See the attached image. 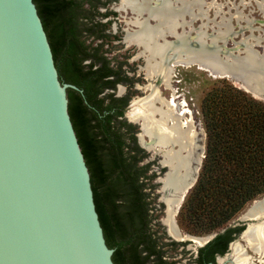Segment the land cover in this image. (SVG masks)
<instances>
[{
    "label": "trees",
    "instance_id": "trees-1",
    "mask_svg": "<svg viewBox=\"0 0 264 264\" xmlns=\"http://www.w3.org/2000/svg\"><path fill=\"white\" fill-rule=\"evenodd\" d=\"M33 1L61 83L77 87L68 89L69 113L114 263L176 264L170 252L181 244L167 239L160 221L163 204L154 183L159 174L154 163H144L149 154L138 143V127L125 118L130 96L115 93L130 79L127 63L106 48L113 39L104 19L112 12L101 10L111 0ZM201 112L205 158L178 218L187 232L208 235L264 195V102L227 84L204 97ZM244 229L229 227L199 249L194 264L215 262Z\"/></svg>",
    "mask_w": 264,
    "mask_h": 264
},
{
    "label": "water",
    "instance_id": "water-1",
    "mask_svg": "<svg viewBox=\"0 0 264 264\" xmlns=\"http://www.w3.org/2000/svg\"><path fill=\"white\" fill-rule=\"evenodd\" d=\"M190 14L184 13L182 18ZM186 24L176 25V31ZM169 35L175 37L172 45L185 52L172 53L171 46L163 57L165 67L172 68L181 60L189 62L185 65L205 66L213 75L234 77L253 93L264 95V69L247 65V57L257 60L250 46L246 47L251 49L250 55L241 57L220 47L218 41L206 44L202 38L184 33ZM258 62L264 64V59ZM69 88L77 89L60 81L34 1L0 0V264H115L69 113ZM139 140L145 148L154 145L153 140L145 145L140 136ZM201 165L202 161L196 164L197 174L191 172L185 189L175 194L170 214L165 199L172 197L171 192H165L164 181H160L169 235V226L178 229L176 237L171 236L196 249L226 231L205 237L178 236L181 231L176 216L198 180ZM166 168L168 173L170 167ZM238 225L245 227L244 240L248 232L264 226V197L249 208ZM233 244L236 242H231L228 251L232 252ZM227 261L233 262L232 254ZM224 262L218 256L217 264Z\"/></svg>",
    "mask_w": 264,
    "mask_h": 264
},
{
    "label": "rangeland",
    "instance_id": "rangeland-1",
    "mask_svg": "<svg viewBox=\"0 0 264 264\" xmlns=\"http://www.w3.org/2000/svg\"><path fill=\"white\" fill-rule=\"evenodd\" d=\"M163 2L165 3V0H150V5L153 10L163 13L165 16L167 15V11L164 10L166 12H162ZM168 2L170 4L169 9L171 10L172 8V10L168 12L177 15L176 23L174 22L173 24L176 26L177 23H187L177 28L178 34L184 33L185 36L191 38H202L206 44L218 41L220 47H224L226 50H230L235 55L241 57L246 55V47L250 46L256 53L258 61H260V59L262 60V58L264 59V0H168ZM186 7H188V10H183V8ZM101 11L103 13L107 11L112 12L108 18L104 19V22L110 23L108 33L112 35L113 39L111 44L106 47L110 51L109 55L111 57H118L120 61H125L127 63L124 69L128 72L127 75L130 79L129 85L131 82L133 85L130 88L127 84H120L117 86L115 92L117 97L131 94L130 104L125 113L127 121L137 126L140 132V129H142V122H136L131 119V113L135 108V102L137 103V101L139 102L147 97L149 98L154 92L158 91L162 99L174 102L176 111L180 113L184 111L187 112L185 113V119L192 123L196 133L195 143L192 147L193 154L192 158H190V167L191 169L192 166L196 167V159L200 156H202L201 161L203 164L207 140L204 118L201 112V102L204 97L213 89L227 84L242 89L245 92H247L246 89L248 91L251 90H249L242 81L234 77L213 76L210 72L202 68L200 69L197 65H175L172 72H170L171 80L170 86L168 87L165 83L166 80L163 79V75L169 71L171 67L163 66L164 70L162 74L149 76L148 61L150 54L143 46L137 43H131L126 38L129 32L132 33L139 29V26L135 24L137 20L143 23L147 20L150 26H163L161 25L162 22H160L158 18L150 17L148 13L138 15V13L133 12L129 7L123 8L122 0H111L107 8ZM189 11H191V14L184 15L182 18V14L189 13ZM165 31L166 34L174 32V30L171 29H166ZM196 39L194 41H196ZM174 40L175 37L169 34L164 38H158L160 44L166 41L172 44L170 41ZM176 50L177 48H173L172 53L176 52ZM169 51H171V49ZM150 62L154 63L155 60ZM262 78L264 79V77ZM223 81H226V83ZM248 93L254 98L264 102V95H257V93H253L252 91ZM156 106L159 108L162 107L163 109L167 108L160 102H157ZM156 117L160 118V115ZM138 136H141V132ZM143 136L145 142L150 140L146 135ZM156 149H158L160 153L153 150H145L149 154V158L144 163H154L153 168L159 174L154 183L159 185L156 193L159 196V203L163 204V212L161 213L160 221L165 228L167 239L177 241L181 244L177 250L170 252V254L172 253L170 260L171 262H176V264H194V260L200 248L196 249V247H191L189 242H182L169 235L168 226L164 222L166 220L167 207L160 201V191L162 188L160 181L165 178V174L167 173V168L165 166L167 164V158L162 152H169V154L176 152L180 156L182 155L185 157L187 156V149L183 150L180 144L169 145L166 149L162 147H157ZM162 156L164 158H162ZM161 171L163 172L161 173ZM263 197L264 195L259 196L256 200L250 202L226 226L212 234H219L229 227H238L237 225L240 224L241 217L245 215L256 201L261 200ZM176 225H178L184 236L205 237L212 235H199L187 232L186 227L180 225L178 215L176 216ZM241 234L233 241L238 244H236V246L243 245L242 247L245 249L247 256L250 257L251 264H264V256L260 257L258 253H254L252 251L253 249H250L251 246L249 242L242 239ZM231 253V251H227L222 255V259L225 261L224 264H233L227 261L228 255ZM232 260H234V257H232Z\"/></svg>",
    "mask_w": 264,
    "mask_h": 264
},
{
    "label": "bare ground",
    "instance_id": "bare-ground-1",
    "mask_svg": "<svg viewBox=\"0 0 264 264\" xmlns=\"http://www.w3.org/2000/svg\"><path fill=\"white\" fill-rule=\"evenodd\" d=\"M164 3V2H163ZM123 7H129L131 10L133 9V12L138 13V15H141L143 13H148L150 17L158 18V20L163 26H150L148 24V21L146 20L144 23L140 20L136 21V25L139 26V29L135 32L128 33L127 34V40L131 43H137L138 45H141L144 47V49L150 54L149 61H148V70H149V76L151 75H158L162 74L163 69V61H164V55L168 50L171 49V46L173 48H177L176 52H180V50H183L182 53L185 52L184 49H181L179 46H173L172 44H169L167 41L165 43H159L158 38L159 37H165L167 34L165 33L166 29L174 30L171 34H177L176 26L173 24L176 21L177 15L170 14L171 11L169 9L170 4L168 0H165V3L162 7V12H166L167 15L164 16L163 13L157 12L156 10H153L150 5V0H123ZM132 7V8H131ZM137 9V10H136ZM188 10V7L183 8V10ZM161 10V9H160ZM166 10V11H164ZM176 23V22H175ZM179 23H177L178 25ZM172 25V26H171ZM178 37V35H177ZM165 41V40H164ZM170 48V49H169ZM174 52V53H176ZM251 49L246 50V55H250ZM196 54L194 52H188L189 54ZM247 65L249 67L254 68L255 70L260 71L261 68L264 69V64H260L253 56L247 57ZM152 60H155V62H150ZM181 60V59H180ZM185 61H180V63H176L175 65H184V66H190L185 65ZM173 65V67L175 66ZM246 65V66H247ZM244 66V65H243ZM247 66V67H248ZM255 66V67H253ZM171 67V66H170ZM169 67V68H170ZM173 67L169 69L164 75L163 79L166 80L165 83L169 87L170 86V80H171V73L173 70ZM202 69L207 70V67L203 66ZM200 68V69H201ZM252 68H249L250 70ZM209 72V71H208ZM215 73L214 71H212ZM242 72V71H241ZM213 75V74H211ZM215 76V75H213ZM222 77V76H220ZM255 79V78H254ZM258 80V79H257ZM249 89V88H248ZM160 102L163 105H165L167 108L163 109L162 107H157L156 103ZM185 113L186 111L180 113L176 111L174 102H169L167 100H164L161 98L158 91L154 92L149 98H145L143 100H140L137 103L135 102V108L133 109V112L131 113V119L133 121H141L142 126V133L140 136V139L145 145V139L143 135H146L150 140L154 141V145L148 146L147 148L152 150L157 147L162 148H168L169 145L174 144H180L181 148L183 150L187 149V156L183 157L180 156L176 152L169 154V152H162V154H165L167 160H166V166L170 167V171L167 173L164 179V187L163 189L165 192H171L170 195L172 197L165 199V201L168 203V212L169 214L172 213V206L175 204V194L183 191L185 189V184L187 180L189 179L190 173H196L197 167H193L192 169L190 167V158H192L193 154V145L195 143L196 139V133L194 130V126L192 123L185 119ZM160 115V118H157L156 116ZM162 151V150H161ZM202 156L197 157L196 163L199 164L201 162ZM197 174V173H196ZM191 181H194L191 180ZM175 201V202H174ZM174 215L176 214V211H174ZM256 215V213H254ZM170 218V215H168ZM168 224H170L169 220ZM175 225V224H174ZM176 226V225H175ZM176 229V228H175ZM169 226V231L171 235H174L176 237V229ZM180 237H184V234H178ZM246 239L249 242V245L251 246L250 249L254 253H260L261 256H264V226L261 229H254L251 232H248V235ZM237 244V243H236ZM236 244H233V250H232V257H234V260H232L233 264H251L250 257L247 256L245 249L242 246H236ZM238 245V244H237Z\"/></svg>",
    "mask_w": 264,
    "mask_h": 264
},
{
    "label": "flooded vegetation",
    "instance_id": "flooded-vegetation-1",
    "mask_svg": "<svg viewBox=\"0 0 264 264\" xmlns=\"http://www.w3.org/2000/svg\"><path fill=\"white\" fill-rule=\"evenodd\" d=\"M130 82V81H129ZM129 82H128V84L127 85H129ZM132 83V82H131ZM130 83V85L128 86V87H132L133 85ZM126 96H128V95H126ZM130 96V100H131V94L129 95ZM129 104H130V101H129ZM129 104H128V107H129ZM127 107V108H128ZM140 132L142 133V129H140ZM139 131H138V134L140 133ZM138 134H137V138H138V143H139V145L141 146V148H143L144 150H147V148H145V147H143L142 145H141V143H140V140H139V136H138ZM238 227H241L242 225H237ZM234 228H236V227H234ZM165 229V228H164ZM243 232V231H242ZM242 232H240L239 234H241ZM239 234H237V233H234V237H235V239H236V237H238L239 236ZM234 239V240H235ZM233 240V241H234ZM233 241H231V242H233ZM231 242L229 243V246H230V244H231ZM229 246H228V250H229ZM203 248V247H202ZM200 256V253H199V250H198V255H197V257H199ZM218 256H222V255H220V254H217L216 255V260H215V262H211L212 264H217V258H218ZM211 263H209V264H211Z\"/></svg>",
    "mask_w": 264,
    "mask_h": 264
}]
</instances>
